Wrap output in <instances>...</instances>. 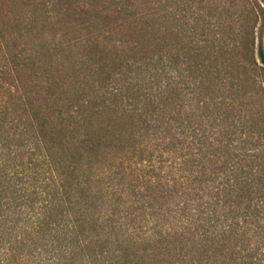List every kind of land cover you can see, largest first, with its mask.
I'll return each instance as SVG.
<instances>
[{
  "label": "trees",
  "instance_id": "16d2710c",
  "mask_svg": "<svg viewBox=\"0 0 264 264\" xmlns=\"http://www.w3.org/2000/svg\"><path fill=\"white\" fill-rule=\"evenodd\" d=\"M0 264H264V0H0Z\"/></svg>",
  "mask_w": 264,
  "mask_h": 264
}]
</instances>
